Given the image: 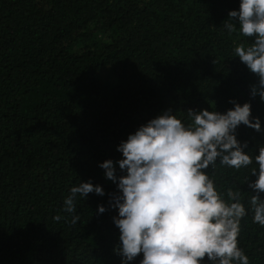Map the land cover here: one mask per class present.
Returning <instances> with one entry per match:
<instances>
[{"label": "trees", "instance_id": "1", "mask_svg": "<svg viewBox=\"0 0 264 264\" xmlns=\"http://www.w3.org/2000/svg\"><path fill=\"white\" fill-rule=\"evenodd\" d=\"M239 5L0 0V264H123L115 251L118 209L109 205L117 184L99 165L112 160L117 177L126 175L118 146L165 111L187 124L189 110L224 114L234 108L230 101L250 103L261 131L241 124L235 134L247 143L246 153L259 154L264 100L251 95L258 77L234 56L252 38L224 27ZM103 69L114 82L99 79ZM216 164L205 171L223 197L229 187L243 195L239 247L249 264H264V227L253 223L248 203L257 176L251 166L237 171ZM252 166L258 172L255 160ZM83 182L105 194H78L76 212H65L70 189ZM74 215L80 217L75 225Z\"/></svg>", "mask_w": 264, "mask_h": 264}, {"label": "clouds", "instance_id": "2", "mask_svg": "<svg viewBox=\"0 0 264 264\" xmlns=\"http://www.w3.org/2000/svg\"><path fill=\"white\" fill-rule=\"evenodd\" d=\"M228 15L224 27L229 33L252 38L249 45L236 46L234 56L258 77L251 95L264 100V0H240L239 10ZM230 102L234 108L224 114L189 110L187 124L168 110L141 125L117 148L123 156L117 163L126 175L117 177L112 160L99 165L106 178L117 184L119 194H110L109 205L118 209L113 220L120 245L115 251L123 264L140 254V264H202L205 258L211 264H249L238 239L241 220L247 215L242 192L229 187L225 199L205 171L215 168L217 159L221 166L237 171L251 166L250 173L257 179L249 187L256 194L248 203L253 223L264 227V199L260 198L264 146L253 157L244 151L247 143L241 145L235 134L241 124L261 131L260 121L253 122L250 103ZM89 193L105 194L99 185L80 183L70 189L63 210L75 213L77 195L86 198ZM105 211L98 206L99 213ZM79 219L74 215L71 223Z\"/></svg>", "mask_w": 264, "mask_h": 264}, {"label": "rangeland", "instance_id": "3", "mask_svg": "<svg viewBox=\"0 0 264 264\" xmlns=\"http://www.w3.org/2000/svg\"><path fill=\"white\" fill-rule=\"evenodd\" d=\"M99 79L101 81H108V82H114V79L109 71V69H103L100 73H99Z\"/></svg>", "mask_w": 264, "mask_h": 264}]
</instances>
